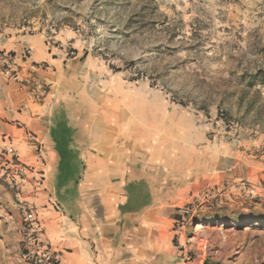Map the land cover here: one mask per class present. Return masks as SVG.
<instances>
[{
	"label": "rangeland",
	"instance_id": "rangeland-1",
	"mask_svg": "<svg viewBox=\"0 0 264 264\" xmlns=\"http://www.w3.org/2000/svg\"><path fill=\"white\" fill-rule=\"evenodd\" d=\"M6 84L23 115L0 95V264L71 263L59 171L25 120L54 103L63 152L129 155L174 205L126 264H264V0H0Z\"/></svg>",
	"mask_w": 264,
	"mask_h": 264
},
{
	"label": "crops",
	"instance_id": "crops-1",
	"mask_svg": "<svg viewBox=\"0 0 264 264\" xmlns=\"http://www.w3.org/2000/svg\"><path fill=\"white\" fill-rule=\"evenodd\" d=\"M52 54L50 51L38 53L32 62L37 65L55 62ZM11 85H0V95L7 96ZM7 99L5 107L8 110H4L7 120L11 117L18 119L23 114L12 111L11 107L15 108V105L8 96ZM39 110H30L25 120L30 122L34 132L40 134L37 140L43 144V170L47 174L54 169L59 171L58 184L61 185L60 191L65 193L60 202L63 208H69L66 213L62 212V216L71 232V239L63 243L68 250L60 249L65 254L63 256L68 259L70 256L71 263L68 264H126L123 249L128 244H134L135 248L139 247V242L142 245L139 235L144 222L150 223L154 214L159 212L167 214V207L174 205L168 197L161 200L162 189L156 187L157 179L133 164L129 155H120L114 164L116 167H113L111 160L97 158L88 150L82 155L81 147L72 136L68 149L63 152L61 138L75 127L65 123L69 117H65L55 103L45 113ZM10 127L12 124L5 122L2 129L8 131ZM51 153L54 162L50 160ZM85 157L90 160L86 162ZM75 165L79 167V176L73 180L64 177ZM87 190L95 191L93 197L81 198ZM74 195L79 198H73Z\"/></svg>",
	"mask_w": 264,
	"mask_h": 264
},
{
	"label": "built area",
	"instance_id": "built-area-1",
	"mask_svg": "<svg viewBox=\"0 0 264 264\" xmlns=\"http://www.w3.org/2000/svg\"><path fill=\"white\" fill-rule=\"evenodd\" d=\"M27 53L30 54L31 53V49H27ZM2 55L5 56V55H7V53L6 52H3ZM6 150H7L8 154H12L14 152V149L12 147L7 148ZM182 211L183 212H186L185 209H182Z\"/></svg>",
	"mask_w": 264,
	"mask_h": 264
},
{
	"label": "trees",
	"instance_id": "trees-1",
	"mask_svg": "<svg viewBox=\"0 0 264 264\" xmlns=\"http://www.w3.org/2000/svg\"><path fill=\"white\" fill-rule=\"evenodd\" d=\"M205 264H208V261H205Z\"/></svg>",
	"mask_w": 264,
	"mask_h": 264
}]
</instances>
